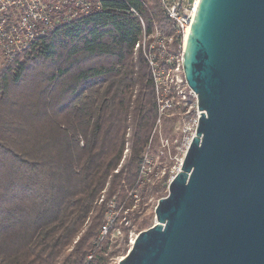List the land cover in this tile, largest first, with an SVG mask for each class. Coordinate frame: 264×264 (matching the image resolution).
I'll return each instance as SVG.
<instances>
[{
	"label": "trees",
	"instance_id": "trees-1",
	"mask_svg": "<svg viewBox=\"0 0 264 264\" xmlns=\"http://www.w3.org/2000/svg\"><path fill=\"white\" fill-rule=\"evenodd\" d=\"M129 8L147 31L171 32L157 0H105L0 72V170L11 173L0 182V264L109 263L107 241L97 244L106 204L136 187L159 115Z\"/></svg>",
	"mask_w": 264,
	"mask_h": 264
},
{
	"label": "water",
	"instance_id": "water-1",
	"mask_svg": "<svg viewBox=\"0 0 264 264\" xmlns=\"http://www.w3.org/2000/svg\"><path fill=\"white\" fill-rule=\"evenodd\" d=\"M182 68L197 127L117 264H264V0H198Z\"/></svg>",
	"mask_w": 264,
	"mask_h": 264
},
{
	"label": "rangeland",
	"instance_id": "rangeland-1",
	"mask_svg": "<svg viewBox=\"0 0 264 264\" xmlns=\"http://www.w3.org/2000/svg\"><path fill=\"white\" fill-rule=\"evenodd\" d=\"M145 1L152 4L155 0ZM137 55L138 52L133 55L134 60ZM8 64L0 53V72L6 69ZM157 69L154 76L151 69L150 73L156 82L155 99L159 105V115L143 153L138 183L123 202L116 204L113 197L112 201L106 204L103 215V222L108 218L111 219L112 225L103 238H98L97 244L102 239L107 241L104 246L106 245V253L109 255L108 264H117L128 252L140 228H149L156 223L155 204L168 194L169 181L179 171L181 159L187 150V141L196 128L194 120L197 118V98L185 82L181 65L172 59ZM130 134L129 128L126 137L129 138ZM129 154L130 144L127 141L120 161L121 166ZM10 174V166L5 164L0 170V182L7 180ZM103 192L105 193L101 199L107 194L106 189ZM144 218H149L148 224L138 228L139 222Z\"/></svg>",
	"mask_w": 264,
	"mask_h": 264
},
{
	"label": "built area",
	"instance_id": "built-area-1",
	"mask_svg": "<svg viewBox=\"0 0 264 264\" xmlns=\"http://www.w3.org/2000/svg\"><path fill=\"white\" fill-rule=\"evenodd\" d=\"M104 1L0 0L1 55L6 62L11 63L18 55L32 48L38 40L54 32L60 25L76 20L92 11L102 10ZM157 2L170 22V33L161 32L157 25L147 31L143 18L133 8H129V12L139 17L142 25L141 35L133 47L134 54L141 52L153 76L161 64H167L172 59H175L182 67L184 37L190 28L197 0H157ZM154 83L156 88V82ZM198 119L197 109V118L194 120L196 127ZM194 133L187 141V148ZM111 225V219L107 218L101 227L100 236L102 238Z\"/></svg>",
	"mask_w": 264,
	"mask_h": 264
},
{
	"label": "bare ground",
	"instance_id": "bare-ground-1",
	"mask_svg": "<svg viewBox=\"0 0 264 264\" xmlns=\"http://www.w3.org/2000/svg\"><path fill=\"white\" fill-rule=\"evenodd\" d=\"M197 3H198V0H197V2H196V7H197ZM188 33H189V30H188L187 34L185 35V37H184V42H185L186 39H187ZM132 242H133V241H132Z\"/></svg>",
	"mask_w": 264,
	"mask_h": 264
}]
</instances>
